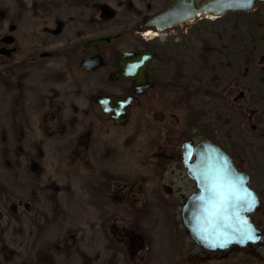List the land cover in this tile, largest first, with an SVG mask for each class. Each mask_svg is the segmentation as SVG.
Wrapping results in <instances>:
<instances>
[{
	"label": "rangeland",
	"instance_id": "obj_1",
	"mask_svg": "<svg viewBox=\"0 0 264 264\" xmlns=\"http://www.w3.org/2000/svg\"><path fill=\"white\" fill-rule=\"evenodd\" d=\"M172 1L87 0L78 4L72 0H0V39L14 37L17 48L10 59L0 60V72L4 76L5 69L13 63L26 62L23 84L28 90L27 104L22 99L15 103L13 78L7 82L0 79V131L7 135L6 146L0 140V264H88L87 259L91 264H106L113 251L101 230L105 218L118 249L114 264H258L243 251L225 259L200 262V249L181 225V205L193 187L181 172L180 147L187 141L185 138L197 143L201 137L194 130L193 106L168 109L183 93L179 88L175 95L159 96L154 92L142 99L122 127L102 117H77L76 151L72 155L57 154L50 145L43 152L41 166L27 156L35 153L34 144L40 142V118L31 107H36L39 93L40 49H60L75 37L132 30L138 25V15L131 7L138 14L152 15ZM102 3L116 11L113 20H99L97 5ZM257 20L264 22V9L260 7L248 18L231 14L221 19L201 18L162 34L163 39L176 37L187 44L189 71L186 70L188 79L183 89L196 94L203 87L209 92L206 85L211 73L198 74L195 68L196 51L203 49L206 41L209 47L221 49L226 55L234 49L246 51L235 66L231 65L232 69L219 73L223 82L212 87L235 116L244 117L241 132L245 136L257 133L250 130V124L258 129L264 125L262 119L259 125L256 122V109L248 105L250 95L242 87L243 78L255 68L262 70L264 65V48L252 50L249 41L252 36L247 24ZM242 34L243 39L248 38L246 48L242 46L245 42H238ZM50 39L58 42L52 45ZM132 45V37H126L125 47ZM228 58L222 56L226 63ZM15 86H19L17 81ZM239 92H244V98L233 102ZM14 106L19 111L26 107L22 117H8ZM85 122L91 123L92 131L82 127ZM13 123L18 125L14 137ZM89 144L91 148L86 149ZM102 172L125 179L113 183L107 196H97L88 189ZM49 183L62 189L57 198L63 215L51 223L46 221L52 215L50 193L45 188ZM124 183L132 187L134 200L126 194L127 189H122ZM79 251L87 258L80 257Z\"/></svg>",
	"mask_w": 264,
	"mask_h": 264
},
{
	"label": "flooded vegetation",
	"instance_id": "obj_2",
	"mask_svg": "<svg viewBox=\"0 0 264 264\" xmlns=\"http://www.w3.org/2000/svg\"><path fill=\"white\" fill-rule=\"evenodd\" d=\"M72 1L78 4H84L87 2V0ZM134 13L138 15V25L132 30L124 29L119 31L105 32L91 38L80 36L79 38L81 39H78L75 37L74 39L70 40L69 43L63 45V47L60 49L47 47L40 49V53L38 55L40 59L39 93L37 96L36 107L31 106L35 116L40 118V126H38V130L40 132V142L34 144L35 153L27 155L30 160L38 161V159H40L38 162H40L41 166L44 156L43 152L45 148L50 145L54 146V151L55 153L57 151V154L72 155L76 151L77 117H102L103 120L122 127L127 124L130 118L133 116L134 109L141 105V100L154 92L159 96H163L164 94L175 95L177 89H181L183 93L179 95L178 99L174 98L175 102H171L168 109L177 108L178 105L180 107H184V105H186L187 109H190L193 106L192 109L194 113H197L195 116L193 115V117H206L204 110H200L201 107H198V109L194 107L196 104L202 106L204 102L215 101L218 104L221 102L224 105V102L220 100L217 97L218 95L213 92V88L209 89L211 88L209 83L207 84V89L209 90L208 93L205 91L204 87L199 92V94H196L195 92L193 93L191 91H184L183 85L188 79L186 70L189 71L186 65V56L188 52L187 44L184 41H178V38L176 37H168L165 39L162 38L163 33H166L167 31L174 28L164 31H157L155 28L145 26L147 20L159 12L152 15H144L141 13L138 14L139 12ZM113 19L114 18L110 20H103L99 17V20L102 22H109ZM120 34H122V36L110 44L102 43L97 48L85 47V43L88 41L104 36H114ZM130 36L133 39V45L125 47V38ZM7 37L12 36L6 35L0 39L1 61L10 59L17 50L16 46H14V37H12L10 43L6 44L5 40ZM53 40L54 39H50V43L55 45L58 41ZM7 46L11 47L6 48ZM202 50L203 49L201 48V50L198 52L196 51L195 68H198V74H203L205 72L204 70H201V60L199 57V54ZM130 52H138L140 54L136 60H140V57L143 54H148L150 56V59L145 64L144 70L139 71L135 78L124 76V62L122 60L124 57L122 56ZM236 53L237 51L235 49L230 51L228 63L223 61V59L220 60V56H217L219 63L217 61V64H215L216 68L214 70L217 74V86L221 84L224 79L220 77L219 73L222 71L227 72V69H232V66H235L236 60L233 58L236 56ZM97 57L101 58V60L94 69L89 70L79 66V62L81 60H92L93 58ZM134 60L135 59H130L129 62H133ZM26 66L27 63L21 61L13 63L9 68L5 69L4 76H2L3 74L0 72L1 80L4 78L7 82L9 77L13 78V81L11 82V90L17 89L15 98L13 99L15 103L22 99V101L27 104L25 102V98H27L26 93H28V90L24 88L23 84L26 77V73L24 72ZM16 72H18V74H16ZM262 72H264V65ZM16 81L19 83L18 87L15 86ZM214 87H216V85ZM211 92L214 93L215 100L209 96ZM190 94L192 99L190 102L191 105L189 103ZM197 95H200V97H197ZM207 96H209L208 101H204L203 97ZM244 96L245 94L242 98H244ZM98 97H113L118 99L130 97L131 101L128 109L129 119L127 122L124 125H119L117 121L111 120L109 118L110 116L103 112L96 103V99ZM236 97H234V99ZM234 99L233 102H236ZM224 108L226 111H229L228 114L235 116V113H233L226 105H224ZM24 111H26V107H24L23 111H19L17 106H14L13 109H9L8 117H22L21 115L24 113ZM201 120L202 121L199 123H196L193 119L196 126L194 127V130L197 132V136L201 137V139L206 137L213 143L219 145L233 158L237 169L246 173L248 176V184L256 192L259 198V206L250 214V219L254 223L255 227L259 230L260 238L256 244L248 243L246 246L241 248L231 247L223 251H208L199 248L192 241L202 253V256H200V262L214 259H225L230 255H234L233 253L243 251L244 256L252 258L254 261H257L258 264H264V134L260 132L257 126L252 123L249 125V128L252 132H256L257 130V133L254 135L245 136V139L248 143H251V145L237 146L236 136H233L232 134L230 137H226L228 143L223 145L215 139H219V131L217 129H211L207 127L203 119ZM81 125L83 128H86L87 131H92L90 128V122H85ZM251 125H254L255 129H251ZM17 129L18 125L13 123L12 134L14 132L17 134ZM205 130L209 132V135H203V131ZM15 134L12 136L14 137ZM185 139L187 141L184 142H188L192 146H195L201 140L200 139L197 143H193L189 137ZM0 140L2 145L6 146V131H0ZM183 143L181 144V147ZM181 147V172L184 175V178L188 181V184L193 187L190 195L186 197L184 203L181 205L182 210L186 200L196 191V183L189 177L188 170L183 164ZM85 148H91L90 144ZM124 180L125 179L119 175H112L108 172H102L100 173L99 177L93 179V181L90 183L91 185H88V189L89 191H93V193H95L97 196H100V194L107 196L112 191L111 185L113 183ZM123 186L124 187L122 189H127L126 194H130L134 200L136 194L133 193L132 187L125 183ZM139 187L138 191L140 190ZM45 188L50 193L48 195L52 212L50 218L54 216L50 199L51 196H55L60 205V209L57 212V217L60 218L63 215V211L57 198V193H59L62 189L54 183L47 184ZM126 199L129 200L128 198ZM108 223L109 221L106 218L105 220H102L101 230L107 242V246H109V248L113 251L106 264H114L118 249L115 246L116 241L114 240L110 230L107 228ZM135 224L138 226L137 223ZM103 227H105V231L108 233V238L104 235ZM112 245H114L115 248Z\"/></svg>",
	"mask_w": 264,
	"mask_h": 264
},
{
	"label": "water",
	"instance_id": "obj_3",
	"mask_svg": "<svg viewBox=\"0 0 264 264\" xmlns=\"http://www.w3.org/2000/svg\"><path fill=\"white\" fill-rule=\"evenodd\" d=\"M259 6H264V0H174L166 9L150 17L145 26L157 31L179 27L199 18L219 19L228 13H253ZM99 17L110 20L116 16V11L107 4H99ZM120 35L104 36L85 43L86 48H97L102 43H108L120 38ZM12 37H7L5 43H10ZM138 52L123 55L124 76L135 78L143 71L150 59L143 54L136 60ZM130 59H135L129 62ZM101 58L81 60L79 66L89 70L97 67ZM244 93L234 99L237 101ZM131 98L118 99L113 97H98L96 103L107 113L111 120L124 125L129 119V104ZM251 129H255L251 125ZM183 164L189 177L196 183V191L182 207L181 224L189 238L199 247L208 251H223L231 247H244L248 243L256 244L260 232L250 219V214L259 206L256 192L248 184L246 173L237 169L233 158L219 145L208 138H202L195 146L184 142L181 147ZM238 196L236 200L230 197L222 204L218 191L227 192L230 186ZM247 193H251L248 196ZM254 200L249 208L248 202Z\"/></svg>",
	"mask_w": 264,
	"mask_h": 264
},
{
	"label": "trees",
	"instance_id": "obj_4",
	"mask_svg": "<svg viewBox=\"0 0 264 264\" xmlns=\"http://www.w3.org/2000/svg\"><path fill=\"white\" fill-rule=\"evenodd\" d=\"M261 9H264V6H260ZM2 9L0 8V11ZM131 10L138 13L137 9L134 7H131ZM257 10V9H256ZM255 11L253 13L245 14V13H231V15L238 16L241 18H248L251 15H254ZM248 26H250V32L252 36V40H249L252 44V50H256L257 48H264V22H261L260 20H257L252 23H248ZM246 31V30H245ZM249 31V30H248ZM246 34H244L245 36ZM248 35H246L247 37ZM248 38L243 39V34L242 37H240L238 42H245L242 46L246 48ZM209 41L205 42V45H203V50L199 54L200 60H201V70L208 71L211 74H209V81H207L211 88L214 87L215 85L217 86V78H216V72L214 71L216 68L217 64V56H220V60L222 59V56L229 57V55H226L223 53V50H216V47L210 46L209 47ZM208 48V49H207ZM224 49V48H223ZM219 52V54H218ZM246 52L245 50L242 51H237L235 60L237 62V58H241V54H244ZM264 53V50H262ZM249 53V52H248ZM253 53V51H251ZM229 59V58H228ZM232 60V58H231ZM219 63V61H218ZM237 74V73H236ZM238 76H239V71H238ZM245 81L242 83V87H244L250 95V101L248 105L257 112L256 114V122L258 124L262 123L261 119L264 120V72L262 70H258L255 68V70H251L250 73L247 75V77L243 78ZM248 79V80H247ZM207 83V84H208ZM207 86V85H206ZM211 98H214V93L211 92L209 95ZM191 94L189 96V103L191 102ZM215 100V98H214ZM191 105V103H190ZM195 108L198 109V107H201L200 110H204L205 116L206 117H193L196 123H199L203 119L204 123L206 124L207 127L211 129H217L219 131V139L215 138L218 140L221 144H226L228 143L226 137H230L231 134L233 136H236L237 139V146H249L251 143H248L247 140L245 139V135L241 132V123L244 121V117L241 116H232L228 114V110L226 111L224 108L223 104H218L215 101H210V102H204L202 106H199L196 104L194 106ZM227 109V108H226ZM191 114L194 115V112H191ZM197 114V113H196ZM260 132L264 134V125L259 129ZM203 135H209V132L207 130L203 131ZM235 145V144H234ZM40 161V159H38ZM51 204L53 208V214L54 216L50 219H46V221L52 222L55 218L56 220L58 219L57 217V212L60 209V205L56 199L55 196H51ZM105 227H103V232L104 235L108 238V233L105 231ZM51 247L48 246V248ZM80 257L86 259V255L82 252H78ZM87 263L91 264L92 261L87 259ZM35 264H40L38 261L35 262ZM111 264V263H110Z\"/></svg>",
	"mask_w": 264,
	"mask_h": 264
},
{
	"label": "snow or ice",
	"instance_id": "obj_5",
	"mask_svg": "<svg viewBox=\"0 0 264 264\" xmlns=\"http://www.w3.org/2000/svg\"><path fill=\"white\" fill-rule=\"evenodd\" d=\"M235 186H230L229 190L227 192L225 191H218L216 192V195L220 197L221 203H226L230 197H235L236 200H242L244 197L238 196L234 190ZM248 196H251V193H247ZM255 201L252 200L248 202V207L251 208L254 205Z\"/></svg>",
	"mask_w": 264,
	"mask_h": 264
}]
</instances>
